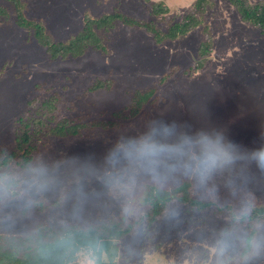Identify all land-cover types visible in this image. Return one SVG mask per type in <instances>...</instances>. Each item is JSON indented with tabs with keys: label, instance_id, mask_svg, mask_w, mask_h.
I'll list each match as a JSON object with an SVG mask.
<instances>
[{
	"label": "rangeland",
	"instance_id": "obj_1",
	"mask_svg": "<svg viewBox=\"0 0 264 264\" xmlns=\"http://www.w3.org/2000/svg\"><path fill=\"white\" fill-rule=\"evenodd\" d=\"M194 1L20 0V10L41 22L53 41H66L87 17L114 11L165 31L192 12ZM0 13V157L15 149L21 118L47 124L34 136L28 166H21L20 154L0 165V176L19 178L16 194L0 202V234L32 235L38 224L58 229L115 221L130 230L117 241L113 261L102 251L94 257L81 251L67 264H246L242 250L248 224L264 226V217L254 222L240 215L245 203L251 209L264 205V171L255 164L241 159L207 187L185 177L169 181L164 189L188 181L189 196L214 204L201 209L174 195L152 214L144 199L150 186H158L122 165L124 182L134 176L135 187L112 195L103 184L111 171L104 156L117 140L138 136L155 120L176 121L190 131L223 128L249 150L264 144V34L243 21L228 0H209L196 13L202 23L176 39L156 43L144 27L117 20L98 31L105 50L89 47L78 57L52 58L30 29L17 24L12 1L0 0ZM209 37L211 51L200 57L199 45ZM98 80L104 85L93 90ZM149 88L155 93L140 114L113 116L129 108L135 91ZM61 119L77 124L79 133L58 136L49 128L48 134L46 127ZM112 121V127L102 126ZM39 167L55 183L37 195L26 189ZM226 230L229 249L214 254ZM247 264H264V256Z\"/></svg>",
	"mask_w": 264,
	"mask_h": 264
},
{
	"label": "trees",
	"instance_id": "obj_2",
	"mask_svg": "<svg viewBox=\"0 0 264 264\" xmlns=\"http://www.w3.org/2000/svg\"><path fill=\"white\" fill-rule=\"evenodd\" d=\"M17 7V24L20 27L30 29L42 45L47 48L52 58H67L68 56L78 57L84 54L87 48L105 50V46L101 42L98 35L100 29H109L117 20H121L127 25H137L144 27L153 34L156 43L163 40H173L187 34L192 28L202 23L203 18L197 16V10L201 11L209 0H195L193 10L186 14L180 21L172 22L165 31L155 27L152 22L140 21L126 16L125 14L114 11L109 14H103L100 17L85 19L81 30L70 37L66 41H53L48 34L45 33L44 25L41 22L30 20L24 17L20 10V0H10ZM238 11L243 21L256 26L261 33L264 34V0L249 2L248 0H228ZM155 11L159 8L154 3L151 4ZM1 14V13H0ZM211 51L210 37L201 42L198 48L200 57H206ZM202 59L200 65L203 64ZM104 83L98 80L92 87L96 90L102 87ZM154 88L147 90L135 91L133 102L129 108L114 111L113 116L116 119H128L140 114L147 101L155 93ZM128 109V110H127ZM21 132L15 137V149L12 152L4 154L0 157V165L5 166L16 155L20 154L21 166L26 167L31 162L32 150L36 147L33 141L34 136H38L47 124L44 120L37 118L31 125L29 121L21 118ZM115 121L104 122L102 126L112 127ZM49 128L52 135L69 136L77 135L78 125L70 123L67 119H61ZM188 181H183L172 190L150 186L147 190L145 202L150 207L152 214H157L161 205L172 200L173 196H182L180 200L188 201L195 207L204 209L212 206L214 203L209 200H200L188 195ZM181 194H177L178 192ZM164 206V205H163ZM246 216V217H245ZM254 222H259L264 217V205L253 207L250 213L241 216ZM242 221V220H241ZM251 221V222H252ZM255 223L248 224L247 233L244 241L254 231ZM129 228L122 227L118 222L108 221L104 223H90L85 226L72 224L61 226L58 229L49 227L48 225L38 224V227L32 235H4L0 234V264H67L75 259L77 253L87 251L91 257L97 252H103L109 261H113L119 252L118 240L126 233ZM246 246V245H245ZM245 246L242 253L245 251Z\"/></svg>",
	"mask_w": 264,
	"mask_h": 264
},
{
	"label": "clouds",
	"instance_id": "obj_3",
	"mask_svg": "<svg viewBox=\"0 0 264 264\" xmlns=\"http://www.w3.org/2000/svg\"><path fill=\"white\" fill-rule=\"evenodd\" d=\"M187 128V125L176 121L155 120L138 136L117 140L104 156L105 164L111 169L105 172L104 186L112 195H124L132 191L135 177L124 182L126 172L121 174L122 165L142 173L160 188L180 177L191 178L198 186L207 187L217 174L232 168L241 159H247L264 171V144L249 150L230 140L223 128L196 131ZM88 160L90 158L85 160L86 165ZM18 179L0 176V202L16 194ZM54 183L55 177L46 168L39 167L35 170V179L27 186L26 191L39 195L49 190ZM250 210L251 205L245 203L240 209V215H247ZM245 245L243 259L246 264L264 256V226L257 224L253 233L247 237ZM228 249L229 236L226 230L211 251L223 254Z\"/></svg>",
	"mask_w": 264,
	"mask_h": 264
}]
</instances>
